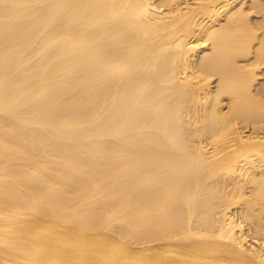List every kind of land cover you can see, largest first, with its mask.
I'll return each instance as SVG.
<instances>
[{
    "label": "bare ground",
    "instance_id": "6f19581e",
    "mask_svg": "<svg viewBox=\"0 0 264 264\" xmlns=\"http://www.w3.org/2000/svg\"><path fill=\"white\" fill-rule=\"evenodd\" d=\"M264 0H0V264H264Z\"/></svg>",
    "mask_w": 264,
    "mask_h": 264
},
{
    "label": "rangeland",
    "instance_id": "374dc122",
    "mask_svg": "<svg viewBox=\"0 0 264 264\" xmlns=\"http://www.w3.org/2000/svg\"><path fill=\"white\" fill-rule=\"evenodd\" d=\"M264 68V66H262L260 69H263Z\"/></svg>",
    "mask_w": 264,
    "mask_h": 264
}]
</instances>
